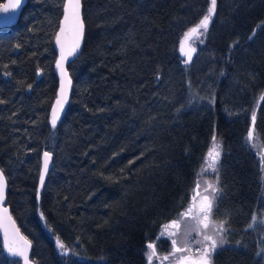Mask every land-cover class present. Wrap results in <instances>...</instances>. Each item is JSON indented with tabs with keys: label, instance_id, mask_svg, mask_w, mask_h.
<instances>
[{
	"label": "trees",
	"instance_id": "trees-1",
	"mask_svg": "<svg viewBox=\"0 0 264 264\" xmlns=\"http://www.w3.org/2000/svg\"><path fill=\"white\" fill-rule=\"evenodd\" d=\"M64 4L29 0L16 25L0 27V166L35 264H146V245L188 207L213 135L222 145L213 216L229 231L212 263L264 264L255 255L264 226L249 228L264 182L246 142L256 115L264 147V0H217L187 64L185 33L210 0H83L85 46L53 127ZM45 151L54 166L38 201ZM0 264H22L1 238Z\"/></svg>",
	"mask_w": 264,
	"mask_h": 264
},
{
	"label": "snow or ice",
	"instance_id": "snow-or-ice-1",
	"mask_svg": "<svg viewBox=\"0 0 264 264\" xmlns=\"http://www.w3.org/2000/svg\"><path fill=\"white\" fill-rule=\"evenodd\" d=\"M22 0H14L10 6L6 5L3 8H0V11L7 13L9 7L12 11H15L19 8ZM217 6V0H210V6L208 7L206 13L199 20V23L196 27L191 28L187 33H185V38H187L192 33L201 32V35H204L208 31V26L211 22L212 17L215 14ZM81 0H66L64 8V18L60 31L57 34L56 42L61 44L60 37L65 34V32H70L73 36V41L71 46L65 52L63 45L61 44V55L60 59L56 63V67L60 70L61 76L66 73L64 68V62L67 56H74L79 49L80 41L83 37L84 22L81 16ZM12 22V17L8 16L0 20L2 24H9ZM255 35V33H253ZM251 39V37H249ZM203 42V41H201ZM183 51V47H181ZM195 52V49H192L191 52H185L184 55L187 59L184 63H189L192 60V53ZM63 82L61 84V94H63ZM2 102V101H0ZM57 105L61 106L62 110V100L57 99ZM56 109L53 110L52 125L55 127L56 120ZM252 122H255V115L252 116ZM253 132L250 130L248 137H246V142L251 139ZM222 151L221 142L217 140L215 135L212 136L211 148L207 153V158L202 162L205 165V168H202L199 173L195 175L201 177L205 174V169L210 168L214 173L215 185L206 184L205 186V195L202 197V202L200 206V216L192 217V219L201 227L196 228L187 224V217L191 212V209H188L185 213L178 214V218L171 221V227L176 229L172 232L171 235L175 238L170 241V255L172 256V264H212V257L215 255L218 248L223 249L226 244H228L227 233L229 229L225 226L227 221H221L218 224L213 222L209 223V218L212 214V210L216 207V202L222 195V189L219 187V158ZM44 172H47L48 163L50 159V153H44ZM261 181L264 182V157L261 158ZM44 183V174L40 176V185L43 186ZM196 187H199V180L196 181ZM6 189V179L3 174V170L0 169V201L4 199ZM210 189V191H209ZM42 215V214H41ZM2 217H0V223H2ZM181 221L185 222L184 231H180ZM14 224V222H12ZM258 225L264 226V213H261L260 218L258 219L256 215L252 217V222L249 224V228H255ZM168 227V226H165ZM18 233V230H15ZM193 231H198L200 233V239L195 240L196 248V258H193L191 253V244L190 236ZM5 247L8 252L13 256L23 257L24 264H29V258L26 254L27 249L30 247V241H27L26 238H20L24 241L23 245L17 242L16 239H9L7 229H5ZM179 241V246L178 245ZM237 245H240V241L236 242ZM57 247L61 254H67L69 249L63 244L59 238H57ZM176 253H181L182 255L177 256ZM255 255L258 258L264 259V247H260ZM156 256L155 245L149 243L146 245V264H151L153 257ZM164 260H168L169 257L165 256Z\"/></svg>",
	"mask_w": 264,
	"mask_h": 264
},
{
	"label": "water",
	"instance_id": "water-1",
	"mask_svg": "<svg viewBox=\"0 0 264 264\" xmlns=\"http://www.w3.org/2000/svg\"><path fill=\"white\" fill-rule=\"evenodd\" d=\"M29 0H22L19 8H17L15 11H12L11 8L9 7V11L7 13L5 12H2L0 11V20L4 19L5 17H8V16H11L12 17V22L9 23V24H2L0 23V27H12L14 25H16L21 16H22V12L25 8V6L27 5ZM12 3H14V0H5L1 5H0V8H3L4 6L8 5L10 6ZM65 4H66V0H65ZM65 4H64V8H65ZM81 16H82V19H83V22H84V30H83V37L80 41V46H79V49L77 50L76 54L74 56H67L65 62H64V68L66 69V73L65 75L61 76V72L60 70L56 67L57 69V72L59 74V77H60V86H59V90H58V94H57V98L55 100V103L53 105V110L56 109V115H57V120H56V124H55V127L59 126L60 122L62 121L68 107H69V104H70V101H71V97H72V92H73V79L70 75V72H69V64L72 63L73 61H75L80 55L81 53L83 52L84 50V46H85V40H86V24H85V21H84V16H83V11H84V5H83V0H81ZM63 18H64V12H63V17H62V20H61V23H60V27L62 25V21H63ZM60 27L58 29V32L57 34L59 33L60 31ZM57 34H56V37H57ZM60 40H61V44L63 45L64 47V50L65 52L68 50V48L71 46L72 44V41H73V36L70 32H65L64 35H62L60 37ZM55 43H56V47L58 49V52H59V59H60V55H61V44H58L56 42V39H55ZM58 59V60H59ZM63 82V94H61V84ZM57 99H61L62 100V110H61V106L60 105H57L56 101ZM53 110H52V117H53ZM51 121H52V118H51ZM52 125V123H51ZM53 126V125H52ZM45 152H48V151H45ZM44 152V153H45ZM44 153H43V156H42V168H41V173H40V176L41 174L43 173L44 174V183H43V186L40 185V180H39V188H38V201H40L41 199V194H42V191L44 189V186H45V183H46V180L50 174V172L52 171L53 169V166H54V154L52 152H49L50 153V159H49V163H48V169H47V172L45 173L44 172V168H43V165H44ZM0 169L1 166H0ZM3 174H4V177L6 179V189H5V196H4V199L2 201H0V217H2V223H0V238L2 240V245H3V250H4V253L5 255L10 258V259H18L22 262V264H24V260H23V257H18V256H13L12 254H10L7 250V248L5 247V229H7V233H8V238L9 239H16L18 243H20L21 245H23L24 241L20 238H26L27 241H30V247L27 249V256L29 258V264H35V262L32 260V248H33V244L31 242V240L29 238H27L23 232L21 231L17 221L15 220L14 216L12 215L11 213V209L10 207L7 205V192H8V188H9V185H8V180H7V177L3 171ZM14 222V224L12 223ZM15 230H18V233L15 231Z\"/></svg>",
	"mask_w": 264,
	"mask_h": 264
},
{
	"label": "rangeland",
	"instance_id": "rangeland-1",
	"mask_svg": "<svg viewBox=\"0 0 264 264\" xmlns=\"http://www.w3.org/2000/svg\"><path fill=\"white\" fill-rule=\"evenodd\" d=\"M200 39V35L199 33H192L191 35H189L187 38H185L183 40V43H182V46L183 47V55L185 52H191L192 49H195V46H196V42L198 43V40ZM196 40V42H195ZM195 54L192 53V56ZM185 56V55H184ZM185 58H187L185 56ZM255 121H256V115H255ZM252 131L253 132V135L251 137V139L248 141L250 143V145H252L256 151H257V155H258V159L260 161V165H261V158L264 157V147L261 146L256 138H255V122L253 124L252 122V119H251V126L249 128V131ZM249 131H248V134H249ZM248 134H247V137H248ZM207 158V157H206ZM219 161H220V158H219ZM204 168H205V165H204ZM199 180V187H196V184H195V187L193 189V192H192V196H191V201L188 205V207L185 209V212L188 211V209H191V212L190 214L188 215L187 217V224L192 226V227H196V228H199L201 227V225H198L193 219L192 217H197V216H200V206H201V202H202V197L206 194L205 193V186L206 184H212V185H215L216 181H215V177H214V173L212 172V170L210 168H206L205 169V174L202 175L201 177L198 178ZM210 191V189H209ZM217 204V202H216ZM215 208H213L212 210V214L209 218V223L211 225V223L215 222L218 224V222L214 219V212H215ZM263 213H264V208H263ZM165 226H168V227H165ZM184 228H185V222L184 221H181V227H180V231L183 232L184 231ZM176 231V229H173L171 227V221L165 223L164 227L162 228V231L160 232V235L159 237L153 241V242H150L152 244L155 245V250H156V256L153 257V260L151 261V264H172V256L170 255V241L171 239L175 238L171 235L172 232ZM200 233L198 231H193L191 233V236H190V244H191V253L193 255V258H196V248H195V240L197 239H200ZM163 239V240H166L169 241L168 242H163L164 244H167L168 246V249L166 250H162L160 248V240ZM149 244V243H148ZM179 246V241H178V245ZM177 256H180L182 255L181 253H176ZM165 256H168L169 259L168 260H164L163 258ZM213 259V257H212ZM213 264V263H212Z\"/></svg>",
	"mask_w": 264,
	"mask_h": 264
}]
</instances>
